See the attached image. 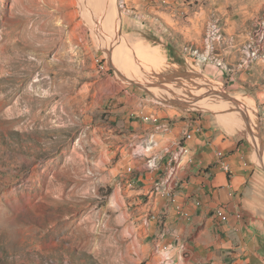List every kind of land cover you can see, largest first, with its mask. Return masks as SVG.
<instances>
[{"label": "rangeland", "instance_id": "1", "mask_svg": "<svg viewBox=\"0 0 264 264\" xmlns=\"http://www.w3.org/2000/svg\"><path fill=\"white\" fill-rule=\"evenodd\" d=\"M233 39L235 69L264 63V0H0V264H161L132 180L164 124L207 119L264 167L262 80L205 70Z\"/></svg>", "mask_w": 264, "mask_h": 264}, {"label": "crops", "instance_id": "2", "mask_svg": "<svg viewBox=\"0 0 264 264\" xmlns=\"http://www.w3.org/2000/svg\"><path fill=\"white\" fill-rule=\"evenodd\" d=\"M243 44L233 39L223 45L224 67L207 63L206 73L217 80L232 81L236 73L245 82L258 78L264 92V63L250 66L244 61L250 69L247 73L235 69L234 60L244 57ZM196 126L200 131L194 130ZM188 131L193 138L186 142L187 155L178 170L180 188L175 204L166 208L165 198L152 192L169 158L160 151L164 146L175 149V142ZM157 137L156 165L146 167L140 162L145 157L138 154L140 170L132 180L136 195H147L144 204L136 198L138 249L168 256L170 264H264V167L253 164L252 154L237 136L213 127L207 119L179 122ZM220 151L230 164L229 172L216 164ZM183 212L189 216H182Z\"/></svg>", "mask_w": 264, "mask_h": 264}, {"label": "built area", "instance_id": "3", "mask_svg": "<svg viewBox=\"0 0 264 264\" xmlns=\"http://www.w3.org/2000/svg\"><path fill=\"white\" fill-rule=\"evenodd\" d=\"M211 31V30H209ZM212 35V31H211ZM211 40V38H210ZM221 40V39H220ZM219 44V42H218ZM208 48H210V41L208 42ZM255 52H264L257 51L255 48L250 49V58H254ZM170 124H164L159 128L155 129L152 133H150L145 140L144 145L142 146V150L138 152L139 155L144 156L146 158L145 165L146 167H154L156 165L159 157L157 156L158 151V140L157 136L161 133L167 132L170 130ZM195 131H200V127L196 126ZM193 138V133L188 131L185 132L179 140L175 142L176 148L172 149L171 146H164L160 151L163 155H168L167 164L163 170V173L160 177L155 181L154 186L152 188V192L165 198L166 208L172 206L176 202L177 191L180 188V180L178 178V170L182 165L183 156L187 155V145L186 142ZM162 155V156H163ZM217 160L216 164L220 166L225 172H229L230 164L225 161V154L223 152H217L216 154ZM129 171V170H128ZM182 216L188 217L187 212H183ZM161 264H170V259L168 256H163Z\"/></svg>", "mask_w": 264, "mask_h": 264}, {"label": "bare ground", "instance_id": "4", "mask_svg": "<svg viewBox=\"0 0 264 264\" xmlns=\"http://www.w3.org/2000/svg\"><path fill=\"white\" fill-rule=\"evenodd\" d=\"M117 21H118V20L116 19L115 24L117 23ZM24 46H27V44H23V47H24ZM27 52H28L27 49H26V48H23V54H24L25 56H26ZM36 55H37V54H36ZM37 57H38V56H37ZM36 60H37V59H36Z\"/></svg>", "mask_w": 264, "mask_h": 264}]
</instances>
